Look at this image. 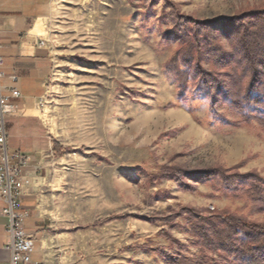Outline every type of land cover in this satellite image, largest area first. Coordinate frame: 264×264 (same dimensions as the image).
Listing matches in <instances>:
<instances>
[{
    "label": "rangeland",
    "instance_id": "obj_1",
    "mask_svg": "<svg viewBox=\"0 0 264 264\" xmlns=\"http://www.w3.org/2000/svg\"><path fill=\"white\" fill-rule=\"evenodd\" d=\"M46 6L48 41L59 55L57 79L40 101L61 149V184L48 198L56 260L171 264L159 250L176 254L169 238L185 244L188 256L199 255L187 208L264 223V127L254 119L240 123L244 116L224 97L216 93L221 102L214 103L191 77L180 94L171 62L180 38L169 32L173 12L204 21L262 8L264 0H46ZM219 29L231 49L227 28ZM249 112L264 116V106ZM177 168H222L238 178L232 186L219 176L187 180L194 188L156 178Z\"/></svg>",
    "mask_w": 264,
    "mask_h": 264
},
{
    "label": "trees",
    "instance_id": "obj_2",
    "mask_svg": "<svg viewBox=\"0 0 264 264\" xmlns=\"http://www.w3.org/2000/svg\"><path fill=\"white\" fill-rule=\"evenodd\" d=\"M171 18L173 27L169 32L180 38L178 55L171 59L172 72L180 82V94H184L187 80L191 77L199 90L205 92L214 103L221 102L214 96L216 93L224 97L231 108L244 116L240 123H249L254 119L264 127V116L249 112L251 108L264 106V7L204 21L176 12L172 13ZM220 26L227 28L225 40L230 42L231 49L222 43ZM214 28L217 30L211 34ZM179 60L185 66L183 70L179 69ZM208 64L210 69H207ZM246 78L247 86L239 88L240 83L245 84ZM232 82L235 90L229 86ZM170 170L161 171L156 178L168 175L186 188L195 186L188 184L189 179L200 182L219 176L227 186H232L238 178L225 173L222 168L193 172L183 168ZM254 186L259 188L257 183ZM184 210L194 218L190 232L192 240L202 250L199 255L188 256L184 250L185 244L169 238L179 247L176 254L159 250L171 264H264V223L247 222L227 211L204 216L193 208ZM181 214L176 217H181ZM207 250L229 253L235 260L231 262L225 254L218 259L210 258Z\"/></svg>",
    "mask_w": 264,
    "mask_h": 264
},
{
    "label": "crops",
    "instance_id": "obj_3",
    "mask_svg": "<svg viewBox=\"0 0 264 264\" xmlns=\"http://www.w3.org/2000/svg\"><path fill=\"white\" fill-rule=\"evenodd\" d=\"M42 1L0 0V55L5 60L7 75L3 84L11 85V75L17 74L15 85L21 91V97L15 101L16 109L5 116V127L8 151L29 158L24 170L29 183L24 186L20 200L26 213L25 230L35 240L33 259L42 264H62L51 252V235L58 229L49 222L48 199L49 193L61 184L58 164L61 149L47 119V110L40 105L57 79L59 55L48 41L51 12L46 0ZM40 5L43 10H39ZM4 207L0 195V264H7L10 259Z\"/></svg>",
    "mask_w": 264,
    "mask_h": 264
},
{
    "label": "built area",
    "instance_id": "obj_4",
    "mask_svg": "<svg viewBox=\"0 0 264 264\" xmlns=\"http://www.w3.org/2000/svg\"><path fill=\"white\" fill-rule=\"evenodd\" d=\"M1 41V37H0ZM5 60L0 55V195L5 202L2 213L8 218L6 249L10 251L7 264H42L33 259L35 240L25 230L26 213L20 196L29 180L24 176L29 158L20 152H9L5 116L16 109L15 100L21 91L15 85L17 74L11 75V85L3 84L6 77Z\"/></svg>",
    "mask_w": 264,
    "mask_h": 264
}]
</instances>
